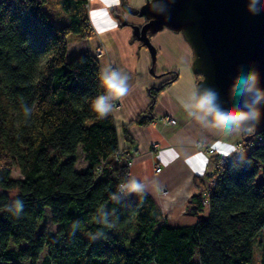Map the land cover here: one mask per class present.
I'll list each match as a JSON object with an SVG mask.
<instances>
[{
	"label": "trees",
	"instance_id": "obj_1",
	"mask_svg": "<svg viewBox=\"0 0 264 264\" xmlns=\"http://www.w3.org/2000/svg\"><path fill=\"white\" fill-rule=\"evenodd\" d=\"M44 2L0 0V264H36L44 250L42 264H249L261 230L256 242L258 264H264V182H256L259 171L264 176V136L250 147L252 137L246 143L249 135L241 136L245 162L232 167L233 155L209 195L207 216L192 224L159 222L150 194L113 202L111 194L129 178L123 160L111 163L119 148L112 117L92 110L104 93L99 60L90 51L66 59L68 33L91 35L86 1L61 0L68 22L60 25ZM119 10L132 9L122 1ZM119 10L111 8L116 18ZM163 74L171 76L147 89L148 116L136 123L151 120L157 92L176 76ZM78 148L85 161L79 169ZM12 166L18 177L11 176ZM202 177L192 176L193 213L204 208ZM17 199L24 201L19 216L7 210ZM101 207L113 212L111 228L97 223ZM45 208L53 232L39 227ZM101 230L102 238L90 239Z\"/></svg>",
	"mask_w": 264,
	"mask_h": 264
},
{
	"label": "crops",
	"instance_id": "obj_2",
	"mask_svg": "<svg viewBox=\"0 0 264 264\" xmlns=\"http://www.w3.org/2000/svg\"><path fill=\"white\" fill-rule=\"evenodd\" d=\"M85 1L88 3L91 34L84 38L85 51L93 53L95 46H101L103 53L97 56L100 69L111 65L129 76V95L116 100L109 115L113 120L118 147L130 155L134 154L129 166L130 178L135 177L149 184V194L162 214L159 222L189 225L205 218L207 207L195 213L190 210L189 195L194 190L192 176L204 174L209 164L207 156L196 150L194 144L199 141L222 154L223 149L240 142L242 134H222L216 129L202 128L180 106L178 98L185 96L201 79L193 69L192 48L180 31L165 26L154 33L147 31L155 49L151 72L149 49L136 46L132 29V25L140 26L148 20L132 12L147 0ZM122 1L132 10H119ZM111 8L120 11V18L112 14ZM121 20L124 25H121ZM167 71H175L176 76L157 92L150 111L151 120L136 123L137 117L148 116L145 114L150 103L147 89L159 86L171 76L163 74ZM164 117H172L175 122L165 123ZM151 142L158 144L154 152H150ZM156 166L159 171H154ZM202 210H205L204 216L200 214Z\"/></svg>",
	"mask_w": 264,
	"mask_h": 264
},
{
	"label": "water",
	"instance_id": "obj_3",
	"mask_svg": "<svg viewBox=\"0 0 264 264\" xmlns=\"http://www.w3.org/2000/svg\"><path fill=\"white\" fill-rule=\"evenodd\" d=\"M151 2L147 0L132 11L148 18L132 29L135 38L149 49L152 73L155 49L147 31L154 33L165 26L180 31L192 48L193 69L201 76L196 86L218 89L223 106L232 102L229 89L241 68L247 71L254 67L264 88V14H249L245 0H174L167 19L152 11ZM261 112V122L253 134L264 136V108Z\"/></svg>",
	"mask_w": 264,
	"mask_h": 264
},
{
	"label": "clouds",
	"instance_id": "obj_4",
	"mask_svg": "<svg viewBox=\"0 0 264 264\" xmlns=\"http://www.w3.org/2000/svg\"><path fill=\"white\" fill-rule=\"evenodd\" d=\"M173 2L174 0H152L150 7L155 14L168 19L170 5ZM245 6L251 15L264 14V0H245ZM99 79L104 93L95 98L92 110L100 118H104L113 111L114 102L129 95L131 88L128 83L129 76L111 65H105L100 69ZM260 83V74L254 67H250L247 71L241 68L229 89L232 101L229 106L222 105L221 92L218 89L195 85L185 96L178 98V102L188 117L202 128L216 129L222 134L252 135L261 122V109L264 108V88L260 86ZM23 113L25 117H31L33 109L24 104ZM233 153L237 154V158L231 164L235 168L245 162V153L243 149L229 145L223 155L227 158ZM224 162L227 163V159ZM149 192L148 183L132 177L118 185V190L111 194V200L118 204L131 194H136L143 199ZM121 193L123 196L120 195ZM23 209L24 201L17 199L8 206L7 210L19 216ZM112 215L113 212L101 207L97 223L111 228ZM78 228L79 222H74L72 235H75ZM104 235L105 233L101 230L91 234L90 239L96 240Z\"/></svg>",
	"mask_w": 264,
	"mask_h": 264
},
{
	"label": "rangeland",
	"instance_id": "obj_5",
	"mask_svg": "<svg viewBox=\"0 0 264 264\" xmlns=\"http://www.w3.org/2000/svg\"><path fill=\"white\" fill-rule=\"evenodd\" d=\"M86 10H87V6H85ZM43 9L45 10V12L49 15V17L51 18V20L57 24H63L68 22V14L64 11L62 5H61V0H46V2L43 3ZM90 24V23H89ZM166 29V28H165ZM66 41H67V52H66V59H70L74 56H77L83 52H85L86 50V41L84 38H81L79 36V34L76 33H68L66 35ZM134 43H136V46H143L145 48H147L145 45L140 44V42L135 39L133 40ZM97 46L94 47L93 49V54H94V50ZM142 47V48H143ZM158 68V66H157ZM260 135V134H258ZM258 135H251V140L246 144V147H250L252 146L258 139ZM233 145L237 146H241L243 149V145L241 143V141H237L232 143ZM226 149H223L222 152H225ZM223 154V153H222ZM77 160H76V168H82L85 166V161L83 159L82 153L80 151V148H78L77 150ZM130 155V154H129ZM133 155L131 154L130 156L132 157V162H133ZM11 176L12 177H18L19 173L18 171L12 166V171H11ZM203 180V179H202ZM256 182H264V176L262 175L261 171H259L256 175ZM203 186H204V181H203ZM205 188V187H203ZM162 192V191H161ZM160 210V209H159ZM161 211V210H160ZM201 215H205V210H202L200 212ZM50 211L45 208V214L44 217L41 219L40 223H39V227L43 228V230L47 231V232H53L56 229V225L53 224L50 220ZM162 214L160 212H158V218L161 219ZM262 237V230L260 231V233L255 237V243L253 246V256H252V260L249 264H258V259L260 256V250L258 248L257 245V240ZM44 256H45V250L41 253V257L39 258V260L37 261L36 264H42V261L44 260ZM26 264H30V262H27Z\"/></svg>",
	"mask_w": 264,
	"mask_h": 264
},
{
	"label": "built area",
	"instance_id": "obj_6",
	"mask_svg": "<svg viewBox=\"0 0 264 264\" xmlns=\"http://www.w3.org/2000/svg\"><path fill=\"white\" fill-rule=\"evenodd\" d=\"M85 6H88V3H85ZM102 53H103V48L101 46H97L94 50V55L100 56ZM163 120L165 123H169V124H173L175 122V120L172 117H164ZM259 139L260 138H258L257 141ZM157 147H158V144L156 142H151L150 152L156 151ZM194 148L198 151H202L207 156L208 162H209L207 169L205 170V172L203 174V180H202V181H204V187L205 188H204V190L202 192V196H201V205L203 207H205L208 205L209 195H210L212 189L214 188L216 181L222 172L223 167L227 163H229L231 160H233V155L235 153H233L231 155V157L225 158V156L223 154L216 151V149H214L213 147H211L209 145H204L199 141L194 144ZM237 148L241 149L242 147L238 145ZM110 158L113 159V160L111 159V163H113V162L121 163V161H119V160H123L124 164L125 163L127 164V168L124 171V175H125V177L130 178L129 166L132 164V157L129 155V153L123 154V151L121 150V148H117V150L111 155ZM225 159H227V161H228L227 163L224 162ZM106 162H108V159L102 160L101 164L96 167V171H95V177L96 178L101 173L102 166L105 165ZM159 170H160V168L158 166H156L154 168V171H159ZM117 190H118V188H117ZM161 191L165 192L164 189H161ZM120 195H123V194L121 193Z\"/></svg>",
	"mask_w": 264,
	"mask_h": 264
},
{
	"label": "bare ground",
	"instance_id": "obj_7",
	"mask_svg": "<svg viewBox=\"0 0 264 264\" xmlns=\"http://www.w3.org/2000/svg\"><path fill=\"white\" fill-rule=\"evenodd\" d=\"M123 163H124V162H123ZM124 165H125V166H126V168H127V164L125 163Z\"/></svg>",
	"mask_w": 264,
	"mask_h": 264
}]
</instances>
